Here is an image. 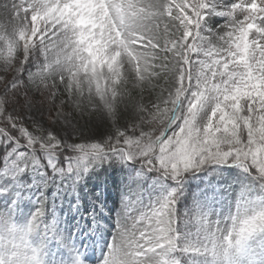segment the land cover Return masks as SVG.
I'll list each match as a JSON object with an SVG mask.
<instances>
[{
  "label": "snow or ice",
  "instance_id": "1",
  "mask_svg": "<svg viewBox=\"0 0 264 264\" xmlns=\"http://www.w3.org/2000/svg\"><path fill=\"white\" fill-rule=\"evenodd\" d=\"M0 10V264H57L53 246L87 264L76 239L103 204L82 185L116 164L131 171L99 264H264V0Z\"/></svg>",
  "mask_w": 264,
  "mask_h": 264
},
{
  "label": "rangeland",
  "instance_id": "2",
  "mask_svg": "<svg viewBox=\"0 0 264 264\" xmlns=\"http://www.w3.org/2000/svg\"><path fill=\"white\" fill-rule=\"evenodd\" d=\"M5 2L6 0H0V5ZM2 19V10H0V20ZM213 21L220 24L224 23V21L219 17H213ZM36 118L42 119L39 113L36 114ZM81 124L86 134H92L99 137L106 131L105 123L99 118L84 117L81 120ZM145 130H147V128ZM130 171V167H125L121 164H116L112 167L104 165L96 173L90 174L86 177L83 182L82 188L86 191V194L92 192L99 193L103 204V211H101L99 207L96 208V211L99 213V219L101 220L102 227L98 226L94 230V235L90 234L88 236H84L83 232L87 231V228L92 227L90 221H85L84 223L87 227L81 230V233L76 239L77 245L86 254L85 259L87 260V264H99L107 250V245L111 241L113 234L115 216L121 207V198L125 190V185L128 182V175ZM237 175V169L230 170V177L235 178ZM98 176L103 179V183H101L100 187H96ZM193 185H195V182H193ZM7 203L8 202L3 197H0V208L6 207ZM88 204L91 210V200L88 201ZM64 207L65 210H67V203H65ZM30 208L31 204L28 201L21 204L20 209L17 211L18 219L22 221L23 217L28 213ZM74 227L75 223L70 221L68 224L69 230ZM49 258L59 264L60 261H67L69 259V253L65 249H58L53 246L50 250Z\"/></svg>",
  "mask_w": 264,
  "mask_h": 264
},
{
  "label": "trees",
  "instance_id": "3",
  "mask_svg": "<svg viewBox=\"0 0 264 264\" xmlns=\"http://www.w3.org/2000/svg\"><path fill=\"white\" fill-rule=\"evenodd\" d=\"M2 148H0V152H2ZM189 204V201L188 200H184V202L183 203H179V205H178V207H179V209L182 211L183 210V208L185 207V206H187Z\"/></svg>",
  "mask_w": 264,
  "mask_h": 264
}]
</instances>
